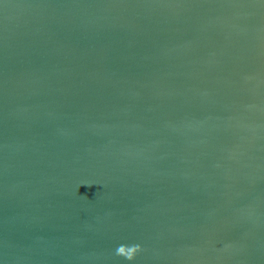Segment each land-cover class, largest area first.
Returning a JSON list of instances; mask_svg holds the SVG:
<instances>
[{
	"label": "water",
	"instance_id": "1",
	"mask_svg": "<svg viewBox=\"0 0 264 264\" xmlns=\"http://www.w3.org/2000/svg\"><path fill=\"white\" fill-rule=\"evenodd\" d=\"M0 264H264V0H0Z\"/></svg>",
	"mask_w": 264,
	"mask_h": 264
},
{
	"label": "clouds",
	"instance_id": "2",
	"mask_svg": "<svg viewBox=\"0 0 264 264\" xmlns=\"http://www.w3.org/2000/svg\"><path fill=\"white\" fill-rule=\"evenodd\" d=\"M123 247V246H122Z\"/></svg>",
	"mask_w": 264,
	"mask_h": 264
}]
</instances>
